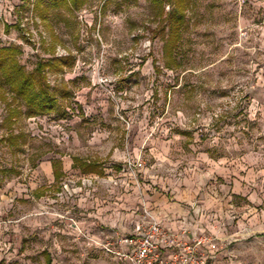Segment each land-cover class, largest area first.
I'll return each instance as SVG.
<instances>
[{
    "label": "rangeland",
    "instance_id": "obj_1",
    "mask_svg": "<svg viewBox=\"0 0 264 264\" xmlns=\"http://www.w3.org/2000/svg\"><path fill=\"white\" fill-rule=\"evenodd\" d=\"M163 1L159 19L151 0H0V47L26 73L67 58L45 69L50 113L27 117L1 89L0 139L17 142H0V264H124L103 245L119 251L145 211L167 227L159 212L181 209L217 245L207 264H264V0H190L173 63Z\"/></svg>",
    "mask_w": 264,
    "mask_h": 264
},
{
    "label": "trees",
    "instance_id": "obj_2",
    "mask_svg": "<svg viewBox=\"0 0 264 264\" xmlns=\"http://www.w3.org/2000/svg\"><path fill=\"white\" fill-rule=\"evenodd\" d=\"M51 5L55 7L64 6L68 10L78 9L84 2V0H49ZM190 0H169L172 6L171 11L167 14V27L168 34L163 46L164 53L168 57V63H173V51L177 46L180 38L181 29L185 23V10ZM156 7L155 15L159 19L164 14V1L163 0H151ZM46 8L39 11L42 18H45ZM164 25L159 27V30L163 32ZM20 53V50L15 46L0 47V100L5 101L3 91H1L4 85L8 86V90L13 97L11 101L18 99L21 100L26 107V116L34 117L37 115H45L52 112L57 106V97L55 96L56 89L51 88L47 83L45 76V69L59 70L66 65V57H53L45 62L39 61L32 73H26L22 66L17 63L16 55ZM10 106L9 103H5V106ZM16 110L8 108V113L5 119L8 123L12 124V121L16 117ZM8 142V144L15 145L17 142V135L10 132L5 138H1L0 142ZM73 164L78 167L83 174L95 173L102 174V169L99 163L96 161H85L77 157H72ZM54 177L58 179L61 176L60 165L58 161H52ZM1 172H13L10 169H3Z\"/></svg>",
    "mask_w": 264,
    "mask_h": 264
},
{
    "label": "built area",
    "instance_id": "obj_3",
    "mask_svg": "<svg viewBox=\"0 0 264 264\" xmlns=\"http://www.w3.org/2000/svg\"><path fill=\"white\" fill-rule=\"evenodd\" d=\"M118 245L123 251H114L109 242L103 247L119 256L124 264H207L218 252L212 239L190 232L187 222L182 221L177 230H170L146 211L135 223L133 237L120 239Z\"/></svg>",
    "mask_w": 264,
    "mask_h": 264
},
{
    "label": "crops",
    "instance_id": "obj_4",
    "mask_svg": "<svg viewBox=\"0 0 264 264\" xmlns=\"http://www.w3.org/2000/svg\"><path fill=\"white\" fill-rule=\"evenodd\" d=\"M78 158V157H77ZM80 159V158H79ZM82 160V159H81ZM54 161H56V160H54ZM88 162V161H87ZM52 163V162H51ZM50 163V164H51ZM59 163V165H60V172L62 173V171H61V162L59 161L58 162ZM72 166L74 167V168H77L78 170H79V172L81 173V171H80V169L78 168V167H75L74 166V164H73V160H72ZM51 169H52V175H53V177H54V173H53V168H52V165H51ZM83 174V173H82ZM89 174H95V173H89ZM95 175H98V174H95ZM61 177V176H60ZM60 177L58 178V179H60ZM54 179L55 180H58V179H56L55 177H54ZM157 202H153L151 205L153 206V209L154 210H156L157 209V204H156ZM173 209V208H172ZM171 210V209H170ZM170 211H163V210H161L159 213L160 214H164V215H167L166 216V218H165V216H164V219H167V217L168 218H171V222L170 223H164L167 227L166 228H168V229H170V230H177L178 229V225H179V223L180 222H182V221H188L189 222V215H188V212H187V210H183V209H181V211H179V212H175V213H173V214H171V213H169ZM158 218V217H157ZM160 218V217H159ZM158 218V219H159ZM162 219V218H161ZM19 242H20V237L19 236H17V235H15L14 236V246H15V249H17V248H19ZM46 261H47V263L49 264V257L47 256V259H46Z\"/></svg>",
    "mask_w": 264,
    "mask_h": 264
}]
</instances>
